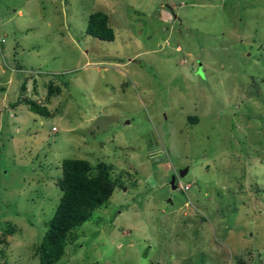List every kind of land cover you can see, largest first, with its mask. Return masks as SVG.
Listing matches in <instances>:
<instances>
[{"label":"rangeland","instance_id":"1","mask_svg":"<svg viewBox=\"0 0 264 264\" xmlns=\"http://www.w3.org/2000/svg\"><path fill=\"white\" fill-rule=\"evenodd\" d=\"M1 40L0 264H39L66 159L116 186L55 264H264V0H0Z\"/></svg>","mask_w":264,"mask_h":264},{"label":"trees","instance_id":"2","mask_svg":"<svg viewBox=\"0 0 264 264\" xmlns=\"http://www.w3.org/2000/svg\"><path fill=\"white\" fill-rule=\"evenodd\" d=\"M85 32L99 40H114V32L104 12L97 11L89 15ZM3 42L0 41V44ZM25 86L26 82H23L20 86L21 93L26 91ZM47 87L49 95L53 90L60 91L57 87L53 88L52 82H49ZM1 90L3 89L0 87ZM22 103L36 115H49L45 106L27 100L21 94L16 105ZM91 169L90 163L86 160L66 159L62 162L61 178L56 184L61 191V197L35 252L39 264L57 263L64 253L68 233L85 223L91 213L111 197L116 183L111 178L108 167L105 164H99L95 174L91 173ZM13 233V227L3 230L0 246L4 245L5 238Z\"/></svg>","mask_w":264,"mask_h":264},{"label":"water","instance_id":"3","mask_svg":"<svg viewBox=\"0 0 264 264\" xmlns=\"http://www.w3.org/2000/svg\"><path fill=\"white\" fill-rule=\"evenodd\" d=\"M186 173H187V169H185V170H183V171H180V172H179V176H180V177H183V176H185ZM174 182H175V180H174V178H172V180H171V186H172V189H175Z\"/></svg>","mask_w":264,"mask_h":264},{"label":"built area","instance_id":"4","mask_svg":"<svg viewBox=\"0 0 264 264\" xmlns=\"http://www.w3.org/2000/svg\"><path fill=\"white\" fill-rule=\"evenodd\" d=\"M1 42H3V40H1ZM52 131H56V128H52ZM181 191H184V192H186L188 189H189V186H182V185H180L179 187H178Z\"/></svg>","mask_w":264,"mask_h":264},{"label":"clouds","instance_id":"5","mask_svg":"<svg viewBox=\"0 0 264 264\" xmlns=\"http://www.w3.org/2000/svg\"><path fill=\"white\" fill-rule=\"evenodd\" d=\"M174 186H175V182H174ZM175 188H177V185L175 186Z\"/></svg>","mask_w":264,"mask_h":264}]
</instances>
